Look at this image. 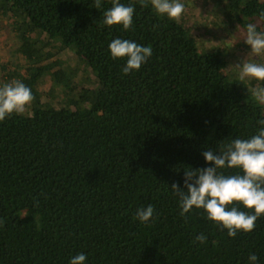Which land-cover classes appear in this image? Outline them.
<instances>
[{
    "label": "trees",
    "instance_id": "1",
    "mask_svg": "<svg viewBox=\"0 0 264 264\" xmlns=\"http://www.w3.org/2000/svg\"><path fill=\"white\" fill-rule=\"evenodd\" d=\"M119 2L134 7L128 30L103 25L112 0L99 9L95 0H0V17L22 16V40L42 33L44 46L56 42L96 77L71 108L47 103L53 88L40 96L37 80L51 55L38 58L27 41L18 47L39 65L16 73L34 96L29 113L0 121V264H69L77 254L84 264H251V255L264 264V216L230 238L203 209L182 217L171 189L186 191L185 169L212 166L203 152L257 134L264 104L226 71L218 46L198 48L187 21L157 15L150 0ZM215 2L245 33L249 23L264 31V0ZM117 38L152 48L138 71L124 74L127 58L111 57ZM55 81L69 89L71 78ZM149 205L148 222L134 219Z\"/></svg>",
    "mask_w": 264,
    "mask_h": 264
},
{
    "label": "clouds",
    "instance_id": "2",
    "mask_svg": "<svg viewBox=\"0 0 264 264\" xmlns=\"http://www.w3.org/2000/svg\"><path fill=\"white\" fill-rule=\"evenodd\" d=\"M157 15L179 22L185 12V5L180 0H150ZM147 6L145 0H141ZM94 7H101V0H95ZM134 7L125 6L119 0H112V7L104 12L103 25H120L123 30L132 27ZM259 21L264 22V11L259 14ZM244 42L250 47L253 56L264 54V31H257V25L249 23L246 26ZM113 59L127 58L123 73L138 71L152 55L150 46H141L127 39H114L108 45ZM239 68V80L246 78L264 81V64L245 60L236 65ZM255 99L264 104V87H256L252 92ZM34 96L31 89L20 81L6 83L0 86V121L12 114L22 115L32 104ZM261 126L257 134L249 139H234L222 146L219 154L212 150L202 153L205 162L211 167L184 170V188L176 183L171 189L179 198L180 215L185 216L193 208L203 209L207 218L227 230L232 238L238 231L249 233L256 227V221L264 216V119L258 121ZM240 169L241 174L225 176L219 169ZM235 204H242L249 212L240 211ZM231 206V207H229ZM154 215L152 205L138 209L134 219L142 223L148 222ZM4 223L0 220V226ZM200 244L207 237L201 233L196 236ZM251 264L257 261L256 255L249 256ZM86 256L77 254L69 264H84Z\"/></svg>",
    "mask_w": 264,
    "mask_h": 264
},
{
    "label": "rangeland",
    "instance_id": "3",
    "mask_svg": "<svg viewBox=\"0 0 264 264\" xmlns=\"http://www.w3.org/2000/svg\"><path fill=\"white\" fill-rule=\"evenodd\" d=\"M185 5V12L181 19L187 21L186 26L190 35L195 39L199 49L206 50L218 46L223 56L228 61L226 71L239 76L238 64L245 60L264 64V54L253 56L250 47L244 42L245 31L234 22L225 19L221 6L215 0H180ZM22 16L16 13L4 14L0 17V86L6 83L18 81V73H22L26 66L39 65L36 60H27L19 51L21 44H29V49H37V57L44 56L45 52L51 55L48 60H42L45 64L44 72L37 80V89L40 96L53 88V96L47 97L46 102L56 101L58 105L72 107L79 87L91 89L96 85V77L91 70L83 65L82 60L72 52L58 51V44L52 42L44 46L45 36L36 32L21 39L23 30ZM40 60V59H39ZM41 61V60H40ZM34 62V63H33ZM73 71L74 74L70 73ZM72 74V75H71ZM71 75V76H70ZM68 76L71 78L69 89L60 86L55 79ZM246 89L253 92L256 87H264L260 81L246 78ZM252 82L253 85L248 84ZM25 113H29V108Z\"/></svg>",
    "mask_w": 264,
    "mask_h": 264
}]
</instances>
